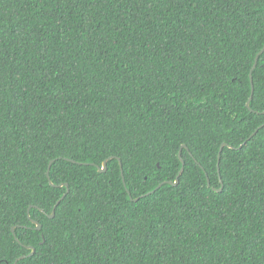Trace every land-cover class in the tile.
<instances>
[{
	"label": "trees",
	"instance_id": "16d2710c",
	"mask_svg": "<svg viewBox=\"0 0 264 264\" xmlns=\"http://www.w3.org/2000/svg\"><path fill=\"white\" fill-rule=\"evenodd\" d=\"M263 48L264 0H0V264H264Z\"/></svg>",
	"mask_w": 264,
	"mask_h": 264
},
{
	"label": "water",
	"instance_id": "95a60500",
	"mask_svg": "<svg viewBox=\"0 0 264 264\" xmlns=\"http://www.w3.org/2000/svg\"><path fill=\"white\" fill-rule=\"evenodd\" d=\"M264 52V48L262 49V51L257 55V58H256V61H255V64H254V66H253V68H252V72H251V75H250V77H251V83H252V96H253V93H254V85H253V76H252V73H253V71L255 70V68H256V66H257V63H258V59H259V57L262 55V53ZM251 100H252V97L250 98V100H249V102L247 103V107L250 109V102H251ZM256 134V132L251 136V137H253L254 135ZM250 137V138H251ZM249 138V139H250ZM227 146V144H222V146H221V149H220V152H219V155H218V163H219V161H220V159H221V153H222V151H223V148L224 147H226ZM229 148H233V147H231V146H228ZM183 148H187L186 146H183ZM182 148V149H183ZM179 157H180V159H181V161H182V164H183V168L181 169V171H180V174H179V176L182 174V172H183V170H184V164H185V162H184V160L182 159V156H181V152H180V154H179ZM115 157H110L109 159H107L106 161H104V163H103V166L102 167H99V166H97L98 167V169H99V171H101L102 173H105L106 171H107V164H108V161L109 160H112V159H114ZM54 161H51V163H50V165H49V170H48V178L50 179V176H49V171H50V169H51V166H52V163H53ZM120 162V167H121V170H122V178H123V182H124V185H126L125 184V179H124V173H123V166H122V163H121V161H119ZM178 182H179V177L177 178V180H176V182L175 183H172V182H167L169 185H174V186H176V185H178ZM52 184V183H51ZM163 184H161L158 188H160L161 186H162ZM64 185L63 184H61L59 187H63ZM208 186L210 187L211 186V184H210V181H209V179H208ZM157 188V189H158ZM222 189L223 188H221V189H214L215 191H218V192H221L222 191ZM69 192V190H67V193ZM65 197V196H64ZM63 197V198H64ZM62 198V199H63ZM62 199L57 203V206L60 204V202L62 201ZM132 200H133V198H131ZM139 199H136V200H134L135 202H137ZM57 206L54 208V210H53V212H52V214L51 215H49V218L50 219H52V218H54V216H55V210H56V208H57ZM41 211H43V210H41ZM28 214H29V211H28ZM29 219L31 220V222L33 223V224H35V226H36V229L38 230V231H40L41 229H42V225L38 222V221H35V220H33V219H31V216H30V214H29ZM12 231H13V233L15 234V228H13L12 229ZM27 249H29V250H31L32 252H31V254H30V256L31 255H33L34 253H35V248L34 247H31V246H28L27 247ZM24 257H21L20 259H23ZM16 264H17V262H16Z\"/></svg>",
	"mask_w": 264,
	"mask_h": 264
}]
</instances>
